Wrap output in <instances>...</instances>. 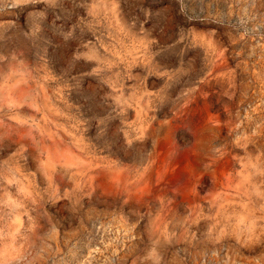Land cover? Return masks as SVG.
<instances>
[{"label":"rangeland","instance_id":"obj_1","mask_svg":"<svg viewBox=\"0 0 264 264\" xmlns=\"http://www.w3.org/2000/svg\"><path fill=\"white\" fill-rule=\"evenodd\" d=\"M0 264H264V0H0Z\"/></svg>","mask_w":264,"mask_h":264}]
</instances>
